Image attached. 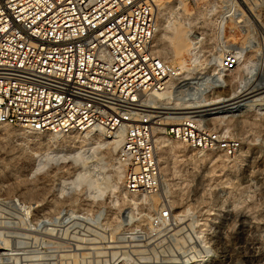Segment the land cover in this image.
Wrapping results in <instances>:
<instances>
[{
    "label": "rangeland",
    "instance_id": "1",
    "mask_svg": "<svg viewBox=\"0 0 264 264\" xmlns=\"http://www.w3.org/2000/svg\"><path fill=\"white\" fill-rule=\"evenodd\" d=\"M223 1L156 5L154 51L179 72L176 78L194 81L210 71L209 60L220 61L233 46L245 45L243 30L217 42L211 35L203 41L195 35L199 42L190 37L192 28L211 34ZM173 28L190 40L180 58L161 54L170 52ZM239 57L236 70L225 74L232 90L264 77L257 51ZM216 116L224 114L208 117ZM229 116L198 122L218 138L213 151L196 152L181 143L158 154L155 145L160 187L134 196L123 190L126 166L112 137L64 143L67 135L3 126L0 264H264V110L242 108ZM159 127L164 128L153 126V137ZM231 141L237 148L228 155L223 145Z\"/></svg>",
    "mask_w": 264,
    "mask_h": 264
},
{
    "label": "built area",
    "instance_id": "2",
    "mask_svg": "<svg viewBox=\"0 0 264 264\" xmlns=\"http://www.w3.org/2000/svg\"><path fill=\"white\" fill-rule=\"evenodd\" d=\"M213 17L211 34L192 28L190 37L217 42L240 30L246 36L244 46L220 58L223 73L238 67L236 49L257 51L264 62V0H224ZM156 27L154 0H0V126L59 136L122 134L123 190L154 194L160 171L153 126L168 114L145 112L141 100L179 77L155 54ZM176 117L164 121L170 139L196 152L220 146L193 115ZM223 147L232 155L237 144Z\"/></svg>",
    "mask_w": 264,
    "mask_h": 264
},
{
    "label": "bare ground",
    "instance_id": "3",
    "mask_svg": "<svg viewBox=\"0 0 264 264\" xmlns=\"http://www.w3.org/2000/svg\"><path fill=\"white\" fill-rule=\"evenodd\" d=\"M161 2L162 0H154L156 22V5H160ZM172 31L173 33L172 35H170V40L167 38L169 40V45L171 48H169L170 52L162 50L161 54L171 53L173 57H179L181 55L180 53L183 51L186 45L190 43V40L186 39L187 35L183 30L173 28ZM157 32L158 31H156L154 41L158 36ZM194 38L198 41L197 36H195ZM186 40H189L188 44ZM197 41L192 44H196ZM193 49H196V47H194ZM236 50L238 55L242 54L243 50ZM179 61V66L183 68L184 62L182 61V59H179ZM218 64L219 60L217 58L209 60L206 63V66L210 68V71L206 75L200 74V76L194 77L192 79L194 81L191 82H188L190 77L188 78L187 75L183 76L181 79H170L168 81V85L166 82V86L164 87V89L167 87L166 90L163 89L164 91L161 92L155 91L156 93L151 92L152 94H146V96H148H145L146 98L144 97L145 99L141 100L142 110L147 113H151V110L157 109L164 112V114L166 115L168 114L162 122L157 124H163V126L166 124L164 122L165 120H176L178 118L176 116L178 115H193L198 122L205 124L216 119H226V117H230L229 115L231 113L242 108L251 111H259V109L264 110V77L260 78L259 82L253 83L250 86L243 85L239 89L237 88L235 90H232V88H230V82L226 80L225 73H223L221 69L217 70ZM183 73H185V71H183ZM177 80L178 83H176ZM181 88H183V90H181ZM215 114H224V116L208 117ZM3 128V126H0V131L4 130ZM155 130L156 132L154 136V142L158 154L163 149L167 150L173 149L176 146H181L180 142L174 141L164 135V128L159 127ZM103 135L104 133L101 130H88L80 133H71L67 135L64 143L71 142L75 139H81L85 141L88 140L89 136L92 137ZM112 139L113 140L111 141V143L113 144L114 148L119 150L122 143V134L116 135L112 137ZM107 248L110 249L108 246Z\"/></svg>",
    "mask_w": 264,
    "mask_h": 264
}]
</instances>
